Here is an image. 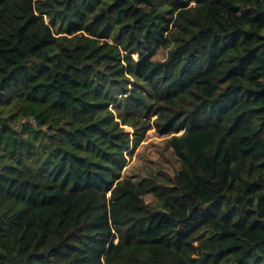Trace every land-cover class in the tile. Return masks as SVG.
Listing matches in <instances>:
<instances>
[{"label":"trees","instance_id":"16d2710c","mask_svg":"<svg viewBox=\"0 0 264 264\" xmlns=\"http://www.w3.org/2000/svg\"><path fill=\"white\" fill-rule=\"evenodd\" d=\"M0 264H264V0H0Z\"/></svg>","mask_w":264,"mask_h":264},{"label":"rangeland","instance_id":"374dc122","mask_svg":"<svg viewBox=\"0 0 264 264\" xmlns=\"http://www.w3.org/2000/svg\"><path fill=\"white\" fill-rule=\"evenodd\" d=\"M167 51L160 49L155 59H165ZM131 130V128H127ZM156 133L155 129H151L147 133V138L141 143L135 154L129 158L125 168V173L139 176L157 173L159 171L175 173L177 162L167 146V138ZM146 200L151 204H155L157 199L154 195H148Z\"/></svg>","mask_w":264,"mask_h":264}]
</instances>
